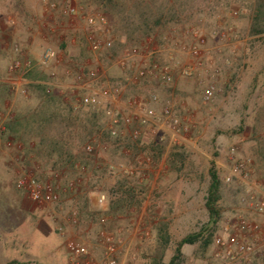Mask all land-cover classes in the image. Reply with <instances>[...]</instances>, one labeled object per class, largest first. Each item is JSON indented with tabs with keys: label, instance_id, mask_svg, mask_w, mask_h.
Returning a JSON list of instances; mask_svg holds the SVG:
<instances>
[{
	"label": "rangeland",
	"instance_id": "rangeland-1",
	"mask_svg": "<svg viewBox=\"0 0 264 264\" xmlns=\"http://www.w3.org/2000/svg\"><path fill=\"white\" fill-rule=\"evenodd\" d=\"M53 1L60 5L63 0ZM73 1L84 5L88 12H100L95 0ZM252 2L194 0L188 9V14H192L189 20L169 24L148 36L152 44L159 46V62L166 63L171 52L180 65L191 60L188 48L183 50L182 45L188 47L195 41L184 30L195 27L204 40L201 52L207 72H202L201 77H185L175 69L173 81L163 86L147 80L136 85L121 82L123 73L118 67V59L130 45L123 42L118 25L107 21L109 35L113 40L117 39L115 55L105 51L91 53L85 45L82 21L71 22L58 10L48 9L41 0H0V84L8 87V92L0 95V128L17 113H29L43 106V97L37 90L30 88L23 95L12 89L8 66L17 56L13 50L15 45L31 58H37L46 47L60 51L62 62L58 67L53 65L39 70L45 75L49 70H57V82L67 92L60 94L64 100L69 98L72 102L74 98L69 87L78 82L79 68H98L99 77L87 80V85L105 91L109 84L118 81L123 88L117 103L105 102L102 97L103 105L122 108L123 100L128 97L146 98L155 94L160 103L171 101L176 119L182 126L189 121V129L180 130L177 141L167 127L160 126L155 134L144 135L147 139L143 146L130 141L127 135L107 134L109 123L104 117H96L93 123L89 111L80 108L71 127L72 151L81 152L86 142V139L80 142L83 136L96 139L107 149L97 151L88 164L90 170L85 173L57 169L60 173L57 183L62 187L82 176L80 187L71 192L60 190L59 202L45 207L29 201L15 187V181L23 169L33 172L38 179H51L55 172L53 161L33 157L19 142L11 140L8 145V139L0 135V264L8 259L17 262L14 264H66L68 240L79 242L89 257L99 262L102 248L97 238L98 211L107 209L110 193V197H114L112 189L123 176L119 172L109 173L103 166L113 162L137 169L135 158L153 153L149 146L151 140L160 143L163 150L160 156L151 158V163L145 165L143 179L137 174L134 176L133 180L142 185L145 194L142 206L127 214L118 213L119 217L111 218L107 223L119 239L117 258L121 264H149L150 247L160 222L167 225L171 237L165 253L166 262L176 243L188 234L211 228L213 237L224 235L225 228L240 217L264 225V215L249 210L240 202L242 195L261 194L260 182L264 180V164L257 146L259 142L264 143V35L253 37L248 34ZM50 27L55 30L53 34H49ZM59 36L66 41L64 49L58 47ZM46 37L50 39L48 43ZM148 60L144 56L133 57L132 69L142 67ZM66 70L71 72L66 74ZM201 80L215 82L213 98L207 103L201 101ZM78 95L84 96V91L79 90ZM59 108L60 111L64 109ZM254 126L258 127L259 133L253 132ZM135 148L139 150L136 155ZM231 152L235 159L251 161L248 176L237 183L223 181L233 161ZM95 163H100L102 168H97ZM211 166L218 168L222 184L220 217L214 224L205 207ZM100 194L106 197L103 204L98 202ZM74 209L78 215L72 222L69 216ZM59 226L63 227V236L58 232ZM214 251L213 239L206 248L201 242L184 244L180 264H225L222 258L213 256ZM250 258V262L243 264H264V246L258 247Z\"/></svg>",
	"mask_w": 264,
	"mask_h": 264
},
{
	"label": "built area",
	"instance_id": "built-area-1",
	"mask_svg": "<svg viewBox=\"0 0 264 264\" xmlns=\"http://www.w3.org/2000/svg\"><path fill=\"white\" fill-rule=\"evenodd\" d=\"M42 3L50 10H58L59 14L67 17L71 22L82 21L85 25V45L89 52L100 53L107 51L113 46V37L109 35L107 28V19L100 12H88L84 5L78 4L73 0H63L60 5L53 0H41ZM234 14L236 11L233 12ZM185 34H189L195 39L188 47L182 45V49L186 48L191 55L190 62L179 64L173 54L170 52L167 55V62L161 63L157 60V55L160 52L159 46L152 44L150 38H145L139 45L127 47L121 53L118 59V67L123 73L121 82L123 84L136 85L141 81L147 80L157 83L158 85L170 84L174 79V70L177 69L180 75L185 77H201L202 72H207L202 60L201 45L204 42L200 35L199 29L189 27L184 30ZM178 46V43H175ZM13 50L17 56L11 59L8 71L12 75L10 83L12 89L19 91L21 94L27 93V80L24 74L31 69H44L47 67H58L62 59L58 53L50 48H44L37 58H31L29 55L18 50V47L13 46ZM18 51V52H17ZM144 56L149 60L142 67L135 70L132 69L134 62L133 57ZM100 70L98 68L83 69L79 68L77 73V83L69 87L70 95L74 98L71 102L74 110L85 107L96 117H104L109 123L107 131L109 135L124 136L127 135L130 141H137L144 135H153L158 127L165 126L171 132L173 139L177 141L179 131H187L189 129V121L186 125H181L173 111L170 100H165L160 103V99L155 94H150L146 98L128 97L123 100L122 108L103 105L100 98L103 97L105 102L117 103V98L122 95V84H109L107 90L98 91L86 84L87 80H95L99 77ZM130 71V72H129ZM66 74L71 71L66 70ZM48 80L46 84V92L56 89L59 95H65L67 92L57 82V70H49ZM203 84L201 90V101L207 103L212 100L215 92V82L201 80ZM15 85V87H14ZM84 91V96L78 95V91ZM86 93V94H85ZM159 106V107H158ZM12 141L8 139L7 144ZM99 149L106 150L107 146L98 142L96 139L90 138L83 145V151L95 157ZM232 163L227 168L223 181L233 183L244 180L248 176L250 169V159H235L234 152H231ZM149 155H139L135 158L137 169L127 167L123 163L107 162L103 167L109 173L119 172L126 177H134L136 174L140 179H143L146 168L145 165L151 163ZM97 168H102L100 163H95ZM81 173L86 172L83 165H76ZM58 172H54L51 179L41 180L36 178L33 172L23 169L17 176L15 187L20 190L24 196L38 207H45L51 204L58 203L60 200V190L72 191L77 186L79 180L70 181L65 187L57 183L59 177ZM262 191L261 194L254 193L242 195L240 202L246 207L257 213L264 215V180L260 182ZM105 195L100 194L98 202H105ZM78 211L72 210L70 220L75 222ZM109 216L101 214L97 218L99 228L97 231L98 243L102 248V257L99 262H94L88 255L82 245L73 240L66 242L67 248V263L66 264H121L117 258L118 252V237L108 228ZM58 232L61 236L64 235L63 227H58ZM148 235V232H145ZM215 251L213 256L222 258L225 264H243L250 262V256L255 253L258 247L264 246V225L253 222H248L243 217H240L233 222L230 227L225 228L224 235H215L213 237Z\"/></svg>",
	"mask_w": 264,
	"mask_h": 264
},
{
	"label": "trees",
	"instance_id": "trees-1",
	"mask_svg": "<svg viewBox=\"0 0 264 264\" xmlns=\"http://www.w3.org/2000/svg\"><path fill=\"white\" fill-rule=\"evenodd\" d=\"M194 0H95L97 10L103 14L107 21L113 25H118L123 42L134 46L141 43L145 38L153 33L164 29L169 24L181 23L189 20L192 14H188V9ZM248 34L250 36L264 35V0H253L251 20ZM111 49L105 51L115 55L117 39H114ZM141 41V42H140ZM129 46V47H130ZM64 49L65 46H62ZM27 80V91L30 88L37 90L43 97L41 109L30 111L29 113H17L14 117L4 123L0 128V135L13 142L21 143V147L26 153H30L35 158H47L53 162L55 172L67 169L79 171L76 165H83L86 171L90 170V160L92 156L83 151L74 153L72 151V132L74 120L79 114V109L74 110L70 99L64 100L56 89L46 92V81L48 75L37 68L31 69L24 74ZM8 92L5 84H0V95ZM54 106V108H53ZM59 106L63 107L60 111ZM65 110V111H64ZM93 123L96 116L89 111ZM62 119V121H61ZM66 121L63 123V121ZM254 133H259L258 127L254 126ZM107 134L108 131H107ZM86 139V140H85ZM88 136H83L80 140L88 141ZM147 137L142 136L135 144H142ZM152 153H146L155 159L162 153V146L155 140L149 141ZM258 155L264 164V143H258ZM139 150L135 148V155ZM93 167V166H91ZM101 169V168H100ZM60 174V173H59ZM81 175V173H80ZM209 185L205 197V207L211 223L214 224L220 217L221 180L218 168L211 166L208 169ZM82 178V176H80ZM78 177L81 181V178ZM75 179V180H77ZM134 177L122 176L121 182L117 183L114 190V197L110 193L108 207L105 211H98L99 215L105 214L110 218L117 217L118 213H130L134 209L140 208L144 202L145 194L142 185L137 184ZM79 181V182H80ZM77 182V184L79 183ZM214 231L205 228L203 232L188 234L181 238L174 248L172 256L168 262L165 261L166 249L171 241L167 225L158 223L156 225V238L151 245L148 255L149 264H180L181 246L184 244H194L201 242L203 247H208L212 242ZM16 261H9L7 264H14Z\"/></svg>",
	"mask_w": 264,
	"mask_h": 264
},
{
	"label": "crops",
	"instance_id": "crops-1",
	"mask_svg": "<svg viewBox=\"0 0 264 264\" xmlns=\"http://www.w3.org/2000/svg\"><path fill=\"white\" fill-rule=\"evenodd\" d=\"M34 14H36V13H34ZM49 34H53L54 32H55V30L53 29V28H49ZM60 37V43L58 44V47H61L62 48V46H65V44H66V41L64 40V39H62L61 38V36H59ZM45 41H46V43H48V41H50V39L48 38V37H46L45 38ZM58 53V55L60 56L61 54H60V51L59 52H57ZM44 70V69H43ZM118 83V81H115L113 84H117ZM87 177H88V174L86 175ZM79 180V179H78ZM80 181V180H79ZM81 182V181H80ZM63 187H65V185L63 186ZM80 186H79V183H78V185L76 186V189H78ZM75 190V189H74ZM74 190H72V191H74ZM63 192H65V190H63ZM69 192H71V191H69ZM118 217H119V215H117ZM109 219L111 220V218L109 217ZM9 261H13V260H9L8 259V261H6L5 263H3V264H7ZM15 263H17V262H15Z\"/></svg>",
	"mask_w": 264,
	"mask_h": 264
}]
</instances>
